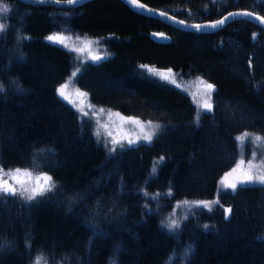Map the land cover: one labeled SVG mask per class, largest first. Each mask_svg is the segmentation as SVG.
Instances as JSON below:
<instances>
[{
  "label": "trees",
  "instance_id": "obj_1",
  "mask_svg": "<svg viewBox=\"0 0 264 264\" xmlns=\"http://www.w3.org/2000/svg\"><path fill=\"white\" fill-rule=\"evenodd\" d=\"M140 1L190 22L236 8L264 16V0ZM3 7L0 165L46 172L55 187L27 204L0 196V264H264V184L217 191L237 160V135L264 134L263 27L236 19L186 31L121 0L64 9L0 0ZM62 27L102 39L111 56L83 64L76 83L94 104L158 122L151 143L108 153L91 122L57 96L75 59L45 36ZM153 31L169 40H153ZM144 65L212 84L211 111L198 114ZM216 194L211 209L166 226L178 201Z\"/></svg>",
  "mask_w": 264,
  "mask_h": 264
},
{
  "label": "rangeland",
  "instance_id": "obj_2",
  "mask_svg": "<svg viewBox=\"0 0 264 264\" xmlns=\"http://www.w3.org/2000/svg\"><path fill=\"white\" fill-rule=\"evenodd\" d=\"M50 35L59 36L61 39L55 43L51 42L46 39ZM45 39L72 52L75 59L74 66L63 81L56 86L55 93L76 111L80 120H88L91 122L92 135L108 153H112L115 149L121 147L152 142L160 130V124L158 122L142 120L136 116L125 115L112 108L94 104L90 100L87 91L76 83V76L83 64L97 62L111 56L110 51L100 37L79 35L62 27L49 32L45 36ZM97 57L99 59H96ZM144 66L146 67H141L146 74L169 83L186 93L195 105L198 114L209 112L205 109V104L211 103L213 106V91L211 93L208 92V83L203 78L184 77L178 71L172 69L156 68L152 65ZM61 85H64V97L66 99L57 93V89ZM209 95L211 96V100H209ZM146 135H151L152 139L150 141L145 139ZM237 142L239 148L237 160L219 178L217 191H233L234 189L228 187L230 184H236L237 187L241 185L264 184L259 179H254L244 184L240 183L245 174L257 178L264 176V134L244 131L237 135ZM233 169L236 170L233 171ZM45 175L50 176L46 172L35 171L26 167L3 168L0 165V179L9 180L13 185V190H15V195L12 192L6 193L3 190L4 185L1 184L0 196L8 194L13 199L25 204L38 200L42 195H36L33 200H29L27 197L33 194V190L39 192L41 188H48V184L43 180ZM37 177L40 179L38 180ZM197 201L210 202L209 207H204L203 204L198 205L195 203ZM216 203H218L217 194L211 199L180 200L169 212L167 222L169 223L175 220L179 223L183 221L181 219L188 212L190 213L194 209H211ZM223 208L225 212V209H230V206L225 205ZM229 214L225 215L229 216Z\"/></svg>",
  "mask_w": 264,
  "mask_h": 264
},
{
  "label": "water",
  "instance_id": "obj_3",
  "mask_svg": "<svg viewBox=\"0 0 264 264\" xmlns=\"http://www.w3.org/2000/svg\"><path fill=\"white\" fill-rule=\"evenodd\" d=\"M19 1L30 4V5H41L42 4V5H51V6L58 7V8H71V7H78L89 0H77L76 3H72V4H69L67 0H59V2H57V0H19ZM121 1H123L128 7H130L132 10L138 13L157 18L168 25H171L175 28L186 30V31H194V32H200V33L212 32V31H216L222 28L223 26L227 25L228 23L236 19H245V20L252 22L253 24L257 26L264 28V22H262V20H264V16L259 13H256L254 11L244 9V8L231 9L216 19L199 20V21L190 22V21H186L184 19L178 18L177 16H175L174 14L168 11H164V10L149 6L141 2L140 0H138V3L142 4L144 6L143 8H138L134 5H131L127 2V0H121ZM160 13H164L165 15L161 16ZM245 13H251V16L245 15ZM225 17H227V20L225 21V23L222 25H218L215 28L201 27L200 29H197L193 27V25H201V26L210 25V24L215 23L218 20H224ZM257 17H261V19L258 20ZM181 21H183V23H180ZM150 36L153 40L157 42H167L169 40V37L161 31H153L151 32ZM4 181H7L6 185L4 184ZM1 184L4 185L3 190L6 193L12 192L13 185L10 183L9 180L0 179V185ZM5 189H7V191Z\"/></svg>",
  "mask_w": 264,
  "mask_h": 264
},
{
  "label": "snow or ice",
  "instance_id": "obj_4",
  "mask_svg": "<svg viewBox=\"0 0 264 264\" xmlns=\"http://www.w3.org/2000/svg\"><path fill=\"white\" fill-rule=\"evenodd\" d=\"M57 2H59V0H57ZM67 2L69 4H72V3H76L77 0H67ZM127 2L129 4H131V5H134V6L138 7V8H143L144 7L142 4L138 3V0H127ZM0 11H7V8L6 7L0 8ZM160 15L164 16L165 14L164 13H160ZM245 15L251 16V13H245ZM257 19L260 20L261 17H257ZM226 20H227V17H225L224 20H218L215 23L210 24V25H205V26L193 25V27H195L197 29H200L201 27L215 28L218 25L224 24ZM262 22H264V20H262ZM180 23H183V21H181ZM3 27H4L3 25H0V30H2ZM46 39L55 43V42H58L61 38L59 36L50 35V36L46 37ZM96 59H99V57H97ZM142 67H146V66H142ZM169 71H171V70H169ZM73 75H75V73H73ZM165 79H167V77H165ZM213 88H214V86L212 84H207V89H208L209 93H211L213 91ZM57 93H58V95H60L61 97L66 99V97H64V85H61V87L57 89ZM209 100H211V96L210 95H209ZM204 107H205L206 110L211 111L212 104L211 103H207V104L204 105ZM156 127H158V126H156ZM145 139L150 141L152 139V136L151 135H146ZM160 159L163 160V157H161ZM235 170L236 169H233V171H235ZM17 171H19V170H17ZM37 179L39 180L40 178L37 177ZM254 179H259V181L261 183H264V176H260V177L257 178V177H253V176L248 175V174H245L244 178L240 181V183L244 184V183H247V182H251ZM43 180L45 181L46 184H48V188L47 189L41 188V190L39 192H36L35 190H33V194L29 195L27 197V199L33 200L36 195H43L45 190L50 191L52 187H55V184L53 182H51L52 178L50 176L45 175L43 177ZM4 184L6 185L7 181H4ZM228 187H231L232 189L235 190L237 185L236 184H230V185H228ZM5 190L7 191V189H5ZM12 194L15 195V190H12ZM185 203H187V202H185ZM195 203L198 204V205L199 204H203L204 207H209V204H210V202H203V201H197ZM230 211H231L230 209H225V214L227 215L228 213H230ZM166 226L169 227L170 229H176V228H179V223L177 221L173 220V221H170Z\"/></svg>",
  "mask_w": 264,
  "mask_h": 264
}]
</instances>
